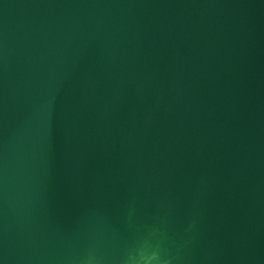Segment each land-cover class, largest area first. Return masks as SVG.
<instances>
[{
    "label": "water",
    "instance_id": "1",
    "mask_svg": "<svg viewBox=\"0 0 264 264\" xmlns=\"http://www.w3.org/2000/svg\"><path fill=\"white\" fill-rule=\"evenodd\" d=\"M145 237L264 264V0H0V264Z\"/></svg>",
    "mask_w": 264,
    "mask_h": 264
},
{
    "label": "clouds",
    "instance_id": "2",
    "mask_svg": "<svg viewBox=\"0 0 264 264\" xmlns=\"http://www.w3.org/2000/svg\"><path fill=\"white\" fill-rule=\"evenodd\" d=\"M149 249H151L150 252ZM125 264H167V261L161 258L160 250L145 237L127 255Z\"/></svg>",
    "mask_w": 264,
    "mask_h": 264
}]
</instances>
